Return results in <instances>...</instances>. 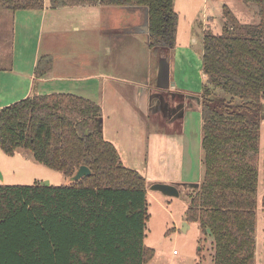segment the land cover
<instances>
[{
	"label": "trees",
	"instance_id": "obj_1",
	"mask_svg": "<svg viewBox=\"0 0 264 264\" xmlns=\"http://www.w3.org/2000/svg\"><path fill=\"white\" fill-rule=\"evenodd\" d=\"M242 2L257 6L256 24L241 23L224 6L221 32L202 35V176L185 220L197 223L200 241L211 239L212 264H255L260 153L264 167V0ZM48 3L146 7L151 52L175 44L174 0ZM43 6L44 0H0L4 11ZM48 62L41 56L35 72ZM100 118L98 104L66 93L36 94L0 108L3 153L29 150L67 177L81 165L91 172L68 185L0 184V264H147L153 256L145 245L146 179L124 166L96 126Z\"/></svg>",
	"mask_w": 264,
	"mask_h": 264
},
{
	"label": "crops",
	"instance_id": "obj_2",
	"mask_svg": "<svg viewBox=\"0 0 264 264\" xmlns=\"http://www.w3.org/2000/svg\"><path fill=\"white\" fill-rule=\"evenodd\" d=\"M8 13L10 54L8 62L0 67V108L36 94L66 93L85 98L101 107V118L96 126L104 139L115 146L119 156L126 152V141L129 147V130L135 122L140 124L137 141H141L144 151L157 146L162 136L175 138L172 133L158 135L156 127L158 116L155 114L166 106L163 92L167 90L164 84L168 79L164 82V52H151L148 31L135 34L127 29L133 15L136 25L144 17L138 7L52 8L48 0H44L42 9ZM123 22L128 24L126 27L124 23L126 29H114ZM41 56L49 57V62L45 70L37 74L35 69ZM187 63H190L188 57ZM172 86L176 87V83ZM183 90L179 112L168 119L181 120L180 138L188 135L185 125L190 119L189 103L195 100L199 104L200 96L199 92ZM199 161V180L184 179L182 171V178L174 177L171 184L178 182L184 189L186 185L198 183L202 176L201 156ZM188 223H184L185 229Z\"/></svg>",
	"mask_w": 264,
	"mask_h": 264
},
{
	"label": "rangeland",
	"instance_id": "obj_3",
	"mask_svg": "<svg viewBox=\"0 0 264 264\" xmlns=\"http://www.w3.org/2000/svg\"><path fill=\"white\" fill-rule=\"evenodd\" d=\"M227 6L236 18L245 24H256L259 20L257 6L245 4L242 0H174V8L178 14L177 35L174 47H164L159 50L164 52V90L163 97L166 106L158 114L157 133L175 134V138L162 136L158 145L149 147V151L142 149L138 130L140 124L134 123L129 130L126 141V152L120 155L125 167L141 173L147 182V202L150 214L147 222L145 245L153 249V256L147 264H212L213 248L210 238L200 241L201 233L197 223L190 222L187 229L184 228L185 210L188 198L197 188L198 183L180 187L178 182L172 184L179 191L178 196H167L151 189L156 183L171 184L174 177L180 180L200 179L201 149V115L200 106L193 100L188 111L189 122L186 124L187 137L180 138L182 123L175 119L168 120L178 113L183 89L191 93H200L205 77L202 73V35L205 29L213 33L221 32L223 20L222 9ZM144 12L139 25L132 22L129 28L133 33L148 31V16L146 7H138ZM128 10V9H127ZM131 11V10H128ZM0 10V67L9 60L10 54V28L9 13ZM133 12V11H132ZM2 13V14H1ZM143 15V14H142ZM123 22L114 29H126ZM126 23V27H127ZM149 34V32H146ZM161 52V51H160ZM187 57L190 63H187ZM168 72V74H167ZM172 83H176L173 88ZM190 102V100H189ZM168 120V121H167ZM199 120V121H198ZM264 124V122H263ZM149 128L152 124H148ZM198 132V134H196ZM259 144H263V127L260 129ZM110 138L111 136L108 135ZM108 138V139H109ZM159 138V137H158ZM115 139H118L115 136ZM147 145V142H146ZM142 146V147H141ZM121 153V152H120ZM183 162V167L182 166ZM182 171L184 172L182 175ZM0 172L3 176L0 184L4 185H32L36 182L48 181L50 185H68L70 177L62 172L44 166L34 160L32 153L26 149H18L14 155H6L0 149ZM180 173L182 176H180ZM169 182H159V181ZM196 180V181H197ZM171 181V182H170ZM256 209L255 231V264H264V207L261 205L264 196V167L262 165V153L259 157V183Z\"/></svg>",
	"mask_w": 264,
	"mask_h": 264
},
{
	"label": "water",
	"instance_id": "obj_4",
	"mask_svg": "<svg viewBox=\"0 0 264 264\" xmlns=\"http://www.w3.org/2000/svg\"><path fill=\"white\" fill-rule=\"evenodd\" d=\"M90 173H91L90 169L86 165H81L77 168L75 173L70 177V181L79 180L80 178H82L84 176L90 175ZM2 178H3V176L0 172V179L2 180ZM40 183L43 185L49 184L48 181H42ZM151 189L154 191L161 192L162 194L170 196V197L179 195V191H178L177 187L172 185V184L156 183V184L152 185Z\"/></svg>",
	"mask_w": 264,
	"mask_h": 264
}]
</instances>
